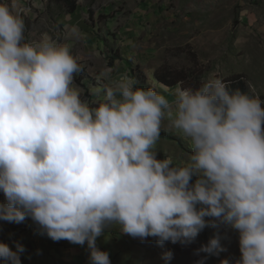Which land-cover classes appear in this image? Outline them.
<instances>
[{
  "label": "clouds",
  "instance_id": "obj_1",
  "mask_svg": "<svg viewBox=\"0 0 264 264\" xmlns=\"http://www.w3.org/2000/svg\"><path fill=\"white\" fill-rule=\"evenodd\" d=\"M20 7L0 3V220L30 218L53 241L86 243L90 264H111L96 244L111 225L161 246L223 225L239 233L236 264H264L262 102L219 78L178 85L169 100L126 74L111 79L109 68L92 107L71 86L81 69L67 45L47 33L22 42ZM166 113L193 149L181 167L152 150ZM15 249L0 243V261L21 264L24 247ZM221 251L217 235L195 254Z\"/></svg>",
  "mask_w": 264,
  "mask_h": 264
},
{
  "label": "rangeland",
  "instance_id": "obj_2",
  "mask_svg": "<svg viewBox=\"0 0 264 264\" xmlns=\"http://www.w3.org/2000/svg\"><path fill=\"white\" fill-rule=\"evenodd\" d=\"M74 1L72 15L58 0H39L40 7H34L33 0H20L16 11L25 25L22 42L38 41L47 33L69 47L81 69L74 73L71 86L90 106H98L102 99L109 81L101 74L109 68L111 79L124 74L131 77L134 70L140 82L137 87L151 88L169 100L178 85L193 88L219 78L229 86L233 80H241L264 106V0ZM0 3L11 8L12 0ZM157 71L184 74L186 81L169 88L155 80ZM95 88L101 90L100 96L93 95ZM167 125L166 113L152 150L158 159H170L171 166H184L193 152L191 143ZM217 235L224 251L213 256L195 254ZM0 243L14 251L16 243L23 245L21 264H90L86 243L53 241L41 235L30 218L20 224L0 220ZM144 243L145 239L121 233L118 225L107 227L96 241L109 254L111 264H142ZM184 245V264H196L204 257L205 264L224 260L236 264L241 256L239 233L223 225L205 227L192 243Z\"/></svg>",
  "mask_w": 264,
  "mask_h": 264
},
{
  "label": "trees",
  "instance_id": "obj_3",
  "mask_svg": "<svg viewBox=\"0 0 264 264\" xmlns=\"http://www.w3.org/2000/svg\"><path fill=\"white\" fill-rule=\"evenodd\" d=\"M59 2H63L68 9V14L72 15L75 12L76 4L74 0H58ZM110 66H112V62L109 63ZM183 75V76H182ZM132 78L136 81V87L137 84L140 83L138 81V77L135 74V71L133 70ZM186 76L184 74L178 73V74H172L167 72H155L154 78L155 80L164 86H167L169 88L175 87L178 84L186 81ZM199 86H194L193 89L198 88ZM230 91L239 90L244 94L249 95L250 97H253L247 90V87L244 82L241 80H233V82L228 86ZM4 231H7L4 230ZM157 238L155 237H147L145 239V243L143 244L144 248V255L142 259V264H184L182 263L181 258L183 257V250L186 247L184 244H181L179 242L172 243L171 241L164 242L163 246L157 244L156 242ZM167 251L172 252V259L169 261H165L163 259V254ZM183 259V258H182Z\"/></svg>",
  "mask_w": 264,
  "mask_h": 264
},
{
  "label": "crops",
  "instance_id": "obj_4",
  "mask_svg": "<svg viewBox=\"0 0 264 264\" xmlns=\"http://www.w3.org/2000/svg\"><path fill=\"white\" fill-rule=\"evenodd\" d=\"M65 21H67V20L65 19ZM58 23H59V24H61V22H60V21H59Z\"/></svg>",
  "mask_w": 264,
  "mask_h": 264
}]
</instances>
